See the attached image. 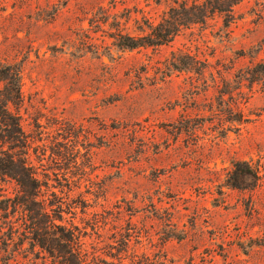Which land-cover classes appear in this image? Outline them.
I'll return each instance as SVG.
<instances>
[{"label":"rangeland","instance_id":"obj_1","mask_svg":"<svg viewBox=\"0 0 264 264\" xmlns=\"http://www.w3.org/2000/svg\"><path fill=\"white\" fill-rule=\"evenodd\" d=\"M183 4L204 24L123 48ZM0 64L20 72L11 110L41 198L87 263L264 264L249 248L264 237V0H0ZM236 161L258 178L236 181ZM17 191L0 177V200ZM26 248L0 240V264H58Z\"/></svg>","mask_w":264,"mask_h":264},{"label":"trees","instance_id":"obj_2","mask_svg":"<svg viewBox=\"0 0 264 264\" xmlns=\"http://www.w3.org/2000/svg\"><path fill=\"white\" fill-rule=\"evenodd\" d=\"M237 4L238 1L232 2L231 6L220 3L210 13L230 15ZM199 7L183 4L171 8L161 24L149 26L147 32H142L145 36L122 37L123 48L163 47L170 44L182 30L198 23L204 24L206 18H201L196 13ZM258 68L264 69V65H259ZM0 82L3 83V88H0V177L14 180L18 188L14 197L0 200V240L6 247L13 244L14 252L29 245L25 252L35 255L37 260L44 254L57 260L58 264H89L83 251L81 236L62 223L61 216L51 210L53 204L47 205L46 200H42V185L28 164V144L21 130L20 118L11 110V105L18 107L21 101L19 70L13 72L0 64ZM16 149H24L25 152L15 154ZM241 165L240 161L234 162L233 174L236 181L241 171L244 175L258 178L259 168L253 169L247 164L246 169H243ZM128 238L130 235L124 239L125 245L129 244ZM249 244L251 249L264 247V237L262 241L251 239ZM238 246L244 255L250 254V251L245 250L244 242H238ZM223 259L226 261V256ZM102 264L107 263L102 260Z\"/></svg>","mask_w":264,"mask_h":264}]
</instances>
